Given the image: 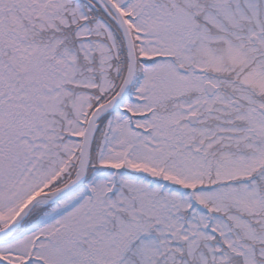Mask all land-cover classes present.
<instances>
[{
  "label": "snow or ice",
  "instance_id": "snow-or-ice-1",
  "mask_svg": "<svg viewBox=\"0 0 264 264\" xmlns=\"http://www.w3.org/2000/svg\"><path fill=\"white\" fill-rule=\"evenodd\" d=\"M0 264H264V0H0Z\"/></svg>",
  "mask_w": 264,
  "mask_h": 264
}]
</instances>
